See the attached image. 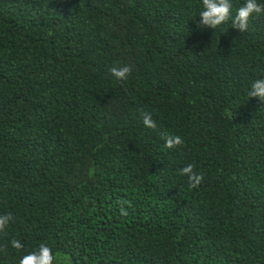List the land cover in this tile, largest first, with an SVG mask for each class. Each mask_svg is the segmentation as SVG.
I'll list each match as a JSON object with an SVG mask.
<instances>
[{
  "label": "trees",
  "instance_id": "16d2710c",
  "mask_svg": "<svg viewBox=\"0 0 264 264\" xmlns=\"http://www.w3.org/2000/svg\"><path fill=\"white\" fill-rule=\"evenodd\" d=\"M200 4L0 0V264H264V14Z\"/></svg>",
  "mask_w": 264,
  "mask_h": 264
},
{
  "label": "clouds",
  "instance_id": "9594fccd",
  "mask_svg": "<svg viewBox=\"0 0 264 264\" xmlns=\"http://www.w3.org/2000/svg\"><path fill=\"white\" fill-rule=\"evenodd\" d=\"M264 14V0H244L237 8H233L232 0H201L200 11L198 13V20L195 22L196 30L203 32L205 30H212L223 28L224 25L230 24V27L240 33H244L249 28L250 19L254 16ZM131 69L129 67H121L112 69V75L122 80L127 77ZM247 97L257 99L264 109V76L253 79L247 90ZM259 111V112H260ZM143 125L148 129H156L157 125L150 114L143 115ZM182 140L179 136H167L165 138V146L169 149L181 145ZM182 175H188L191 178L193 173V166L191 164L181 169ZM8 216H0V230L4 229L8 222ZM13 246L20 248L19 241H14ZM56 257L52 249L42 244L37 250L30 252L19 261V264H54Z\"/></svg>",
  "mask_w": 264,
  "mask_h": 264
}]
</instances>
